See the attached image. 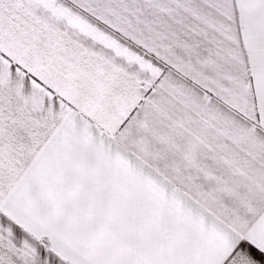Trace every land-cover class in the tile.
Returning a JSON list of instances; mask_svg holds the SVG:
<instances>
[{
    "label": "snow or ice",
    "instance_id": "6c2138e0",
    "mask_svg": "<svg viewBox=\"0 0 264 264\" xmlns=\"http://www.w3.org/2000/svg\"><path fill=\"white\" fill-rule=\"evenodd\" d=\"M0 264H264V0H0Z\"/></svg>",
    "mask_w": 264,
    "mask_h": 264
}]
</instances>
